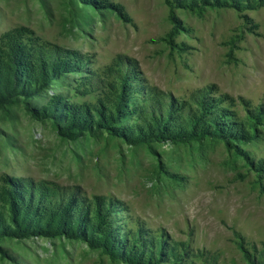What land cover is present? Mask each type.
I'll list each match as a JSON object with an SVG mask.
<instances>
[{"label":"rangeland","instance_id":"rangeland-1","mask_svg":"<svg viewBox=\"0 0 264 264\" xmlns=\"http://www.w3.org/2000/svg\"><path fill=\"white\" fill-rule=\"evenodd\" d=\"M17 56L61 85L0 106V199L103 216L141 264H264V0H0ZM98 113L112 130L63 135ZM157 125L190 140H139ZM0 264L128 263L57 237L4 238Z\"/></svg>","mask_w":264,"mask_h":264},{"label":"trees","instance_id":"trees-1","mask_svg":"<svg viewBox=\"0 0 264 264\" xmlns=\"http://www.w3.org/2000/svg\"><path fill=\"white\" fill-rule=\"evenodd\" d=\"M19 56L13 57L11 64L3 66L0 64V106L3 107L8 104H13L20 93L28 97H36L42 91L52 88L53 86H60V78H57L56 70L53 69L52 75L47 73L43 77L37 78L35 76L24 75L26 67L21 64ZM74 65L65 62L63 68L73 69ZM124 91L122 96L124 98ZM52 108V110H51ZM48 108L42 112V119L48 118L50 115L57 113V106ZM55 110V111H54ZM123 110L119 103L117 107L118 114ZM54 112V113H53ZM98 121L89 122L79 125V131L70 132L71 129L76 128L73 124H67L63 135L69 139L75 140L82 135V132L93 131L96 129L112 130L113 126H108V123L102 121L101 113H98ZM113 118V117H111ZM120 122V117L116 118V123ZM103 123V124H102ZM158 134L142 135L139 140L144 139L145 142L169 140L173 143L186 142L190 140V136L171 137L167 135L160 125H157ZM138 139V138H136ZM0 199V240L4 238L13 239H28V238H48L54 239L57 237H65L67 239L82 240L88 243L91 249H101V251L108 255L111 260H123L128 264H141L134 258H124L118 248L115 247L114 237L111 233L105 232L103 225L105 224L104 217H99L97 226L84 228L82 218H72L70 214V207L68 206L63 211L58 213H51L40 215L37 211L27 205L19 194L14 191L4 192Z\"/></svg>","mask_w":264,"mask_h":264}]
</instances>
